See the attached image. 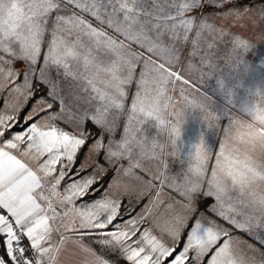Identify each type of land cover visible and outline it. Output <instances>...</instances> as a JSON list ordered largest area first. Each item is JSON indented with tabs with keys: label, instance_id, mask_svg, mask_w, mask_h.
Listing matches in <instances>:
<instances>
[{
	"label": "snow or ice",
	"instance_id": "obj_1",
	"mask_svg": "<svg viewBox=\"0 0 264 264\" xmlns=\"http://www.w3.org/2000/svg\"><path fill=\"white\" fill-rule=\"evenodd\" d=\"M261 44L264 0H0V264H264Z\"/></svg>",
	"mask_w": 264,
	"mask_h": 264
},
{
	"label": "crops",
	"instance_id": "obj_2",
	"mask_svg": "<svg viewBox=\"0 0 264 264\" xmlns=\"http://www.w3.org/2000/svg\"><path fill=\"white\" fill-rule=\"evenodd\" d=\"M248 61L253 68V75L249 80V84L253 87V93L248 97L251 106V112L243 116L242 123L234 132L237 143L230 145L238 147L247 158L259 156L261 151V141H264V119H256L255 115L264 116V88L255 87L262 80L261 73H264V44L258 45L253 52L248 54ZM203 125L196 116L189 115L186 117L185 123L182 125V147H186L187 152H191L189 162L186 167L189 169L188 179L195 185L199 186L205 179L207 167L201 166L196 162V152L193 146L199 142V135ZM219 130L216 135L211 132L207 135V140L212 143L217 139ZM230 150V149H229Z\"/></svg>",
	"mask_w": 264,
	"mask_h": 264
}]
</instances>
